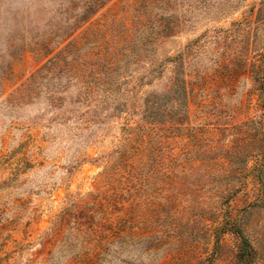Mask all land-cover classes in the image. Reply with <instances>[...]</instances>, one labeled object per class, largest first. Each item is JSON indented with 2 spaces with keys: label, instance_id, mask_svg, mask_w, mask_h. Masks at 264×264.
I'll use <instances>...</instances> for the list:
<instances>
[{
  "label": "rangeland",
  "instance_id": "obj_1",
  "mask_svg": "<svg viewBox=\"0 0 264 264\" xmlns=\"http://www.w3.org/2000/svg\"><path fill=\"white\" fill-rule=\"evenodd\" d=\"M263 97L264 0H0V264H264Z\"/></svg>",
  "mask_w": 264,
  "mask_h": 264
},
{
  "label": "trees",
  "instance_id": "obj_2",
  "mask_svg": "<svg viewBox=\"0 0 264 264\" xmlns=\"http://www.w3.org/2000/svg\"><path fill=\"white\" fill-rule=\"evenodd\" d=\"M93 13H95V11ZM262 156L263 157H262L261 167L257 171L255 180L259 185L260 193H261L258 200L262 201L264 205V153L262 154ZM232 232L238 237L240 241L239 245H242L240 248V255L242 259L241 264H254V262L258 257V250L253 246L254 244L245 235L242 229L237 230L235 228L233 229Z\"/></svg>",
  "mask_w": 264,
  "mask_h": 264
}]
</instances>
